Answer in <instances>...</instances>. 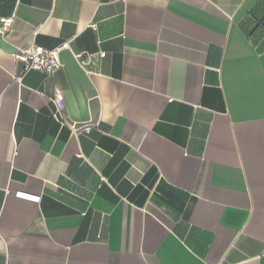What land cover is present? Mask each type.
<instances>
[{"label":"crops","instance_id":"1","mask_svg":"<svg viewBox=\"0 0 264 264\" xmlns=\"http://www.w3.org/2000/svg\"><path fill=\"white\" fill-rule=\"evenodd\" d=\"M11 15L0 264H264V0H0ZM66 43L17 80V46Z\"/></svg>","mask_w":264,"mask_h":264},{"label":"built area","instance_id":"2","mask_svg":"<svg viewBox=\"0 0 264 264\" xmlns=\"http://www.w3.org/2000/svg\"><path fill=\"white\" fill-rule=\"evenodd\" d=\"M15 21V15L0 17V37L5 38L7 33L13 28ZM91 27L97 29V24H91ZM68 48V44H62L54 49H47L43 46L31 44V45H20L16 47L14 51V58L23 64V73L17 77V80L21 81L23 76L30 70H40L47 75H51L56 72L62 66L61 52ZM105 55L104 52L101 53ZM84 64L86 60L83 59L84 55L79 54L76 56ZM64 100L63 92L60 90L56 91L54 101L56 105L60 104ZM53 116L58 119L60 116V110L57 109ZM67 123L66 120H63ZM74 129H83L89 131L90 126L86 125L77 128L75 125H71Z\"/></svg>","mask_w":264,"mask_h":264}]
</instances>
